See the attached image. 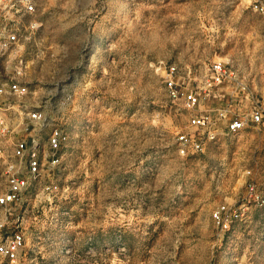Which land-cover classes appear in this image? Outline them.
<instances>
[{
  "label": "rangeland",
  "instance_id": "rangeland-1",
  "mask_svg": "<svg viewBox=\"0 0 264 264\" xmlns=\"http://www.w3.org/2000/svg\"><path fill=\"white\" fill-rule=\"evenodd\" d=\"M37 2L35 29L0 55V73L26 80L22 99L45 119L24 130L13 96L8 134L46 147L58 126L66 140L15 204L24 245L2 264H264V111L235 132L218 114L264 107V13L250 0ZM212 59L232 77L197 106L167 93L169 64L202 74ZM198 112L215 137L182 154L178 133L205 136Z\"/></svg>",
  "mask_w": 264,
  "mask_h": 264
},
{
  "label": "built area",
  "instance_id": "built-area-1",
  "mask_svg": "<svg viewBox=\"0 0 264 264\" xmlns=\"http://www.w3.org/2000/svg\"><path fill=\"white\" fill-rule=\"evenodd\" d=\"M250 4L255 10L264 13V0H250ZM37 5V0H0V55L11 50L20 41L23 44L35 29L33 16ZM19 61L22 62V59ZM231 75L226 61L221 59H212L202 74L195 72L188 65L180 74L177 66L171 63L168 65L164 82L171 97L181 98L185 108L193 109L215 86L232 77ZM28 92V84L20 75L11 73L2 76L0 73V173L5 182L0 190V264L15 261L24 245V231L18 226L9 225L15 204L21 195L37 182L42 172L43 158L46 159L48 169L60 163L61 149L66 140V133L58 126L49 132L46 147L42 146L38 136L33 133L16 136L8 134L11 122L7 110L12 107L9 99L13 96L20 99L17 107L23 112L21 122L24 130L30 124L41 123L45 119V114L39 106L22 99ZM263 111L264 107L255 103L248 116L231 113L226 117L224 109H220L218 114L225 118V131L235 132L246 125L247 119H262ZM190 121L196 128L205 129L206 133L205 136L178 133L177 148L182 154L188 150H202L205 140L215 137L214 120L209 113H192ZM225 213V204H220L212 212L213 220L222 229L228 227L230 220Z\"/></svg>",
  "mask_w": 264,
  "mask_h": 264
}]
</instances>
